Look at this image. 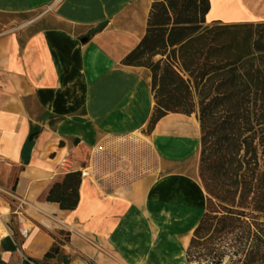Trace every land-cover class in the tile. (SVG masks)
Here are the masks:
<instances>
[{"label":"crops","instance_id":"1","mask_svg":"<svg viewBox=\"0 0 264 264\" xmlns=\"http://www.w3.org/2000/svg\"><path fill=\"white\" fill-rule=\"evenodd\" d=\"M243 2L264 20V0ZM151 3L0 0V264H187L206 206L199 123L168 113L147 131L151 71L121 63ZM125 137L134 149L150 139L156 171L123 184L96 177L94 152ZM67 154L70 171L89 172L72 210L46 199L70 172Z\"/></svg>","mask_w":264,"mask_h":264},{"label":"trees","instance_id":"2","mask_svg":"<svg viewBox=\"0 0 264 264\" xmlns=\"http://www.w3.org/2000/svg\"><path fill=\"white\" fill-rule=\"evenodd\" d=\"M209 10L210 0H152L146 32L121 63L151 71L148 131L198 107L206 206L186 263L264 264V20L205 24ZM81 181L66 173L46 199L75 209Z\"/></svg>","mask_w":264,"mask_h":264},{"label":"rangeland","instance_id":"3","mask_svg":"<svg viewBox=\"0 0 264 264\" xmlns=\"http://www.w3.org/2000/svg\"><path fill=\"white\" fill-rule=\"evenodd\" d=\"M260 14L258 8L245 6L243 0H210V10L205 16V24H211L218 20L223 23L258 21L262 16ZM159 58L160 56L157 55L153 60ZM183 115L198 121L197 104L191 114ZM130 142L129 137L110 138L106 146H102L94 152L91 168L96 177H101L103 172H106L114 183L123 184L139 175L156 171L157 158L150 139L147 137L144 140L146 145L143 148L134 149L129 145ZM0 234L3 235L4 231L2 230ZM171 246L172 244H170L169 250Z\"/></svg>","mask_w":264,"mask_h":264},{"label":"built area","instance_id":"4","mask_svg":"<svg viewBox=\"0 0 264 264\" xmlns=\"http://www.w3.org/2000/svg\"><path fill=\"white\" fill-rule=\"evenodd\" d=\"M71 165H72L71 156L69 154H67L63 157V159L61 161V166L63 169L70 171L72 169ZM88 174H89V172L87 170H85V169L80 170L81 178L88 176ZM22 233H25V230H22ZM26 264H37V263L31 259H27Z\"/></svg>","mask_w":264,"mask_h":264},{"label":"bare ground","instance_id":"5","mask_svg":"<svg viewBox=\"0 0 264 264\" xmlns=\"http://www.w3.org/2000/svg\"><path fill=\"white\" fill-rule=\"evenodd\" d=\"M2 230L5 232V228H4V226L0 223V232H1Z\"/></svg>","mask_w":264,"mask_h":264}]
</instances>
